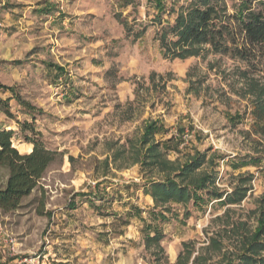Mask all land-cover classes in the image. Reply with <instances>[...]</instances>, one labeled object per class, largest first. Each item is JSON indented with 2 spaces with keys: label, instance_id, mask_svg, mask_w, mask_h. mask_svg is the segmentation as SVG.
Wrapping results in <instances>:
<instances>
[{
  "label": "rangeland",
  "instance_id": "rangeland-1",
  "mask_svg": "<svg viewBox=\"0 0 264 264\" xmlns=\"http://www.w3.org/2000/svg\"><path fill=\"white\" fill-rule=\"evenodd\" d=\"M191 1L164 0L157 18L152 0H0V83L33 106L0 89V129L15 131L22 153L33 149L28 139L59 152L17 209L0 208V264H180L186 243L193 252L182 264L198 253L218 264L256 229L264 135L252 101L264 71L246 75L243 62L208 45L186 58L165 56L161 35L175 39L171 26ZM241 2L219 0L229 13ZM152 120L162 124L157 141L179 142L165 147L168 159L206 152L200 170L213 173L219 191L248 190L240 203H169L175 214L159 222L161 241L147 245L154 200L143 187L165 175L138 161ZM251 156L261 159L243 165ZM8 176L1 167L0 188Z\"/></svg>",
  "mask_w": 264,
  "mask_h": 264
},
{
  "label": "trees",
  "instance_id": "trees-1",
  "mask_svg": "<svg viewBox=\"0 0 264 264\" xmlns=\"http://www.w3.org/2000/svg\"><path fill=\"white\" fill-rule=\"evenodd\" d=\"M152 1L158 11L156 17L160 18L159 14L165 10V2ZM171 31L176 36L175 39H169L166 32L161 35L165 56L186 58L199 53L203 46L208 45L217 53L235 57L243 62L246 75H256L264 71V0H242L234 13L227 12L219 0H192L186 12L177 14ZM54 66L63 71L60 65ZM0 89L11 90L19 103L29 109L33 108L30 103L22 100L13 86L0 83ZM258 90L252 101V113L256 131L264 135V85L259 86ZM0 101L2 105L7 104L3 100ZM23 127L29 128L27 123H23ZM161 129L162 124L158 120L149 121L144 126L137 151L138 161L145 165L157 166L165 172L163 178L150 179L143 187L144 192L154 200L150 211L152 221L146 223L143 228L147 245L161 241L163 231L159 222L168 218L166 212L175 214L169 203L186 205L192 201L198 208L212 199H220L224 203H240L248 190L247 187L238 186L231 193L219 191L215 187L213 173L200 170L209 159L206 152L197 150L182 163L168 159L165 147H178L179 142L176 145L171 144L174 137L157 141L155 136ZM14 133L13 129H0V168L6 167L9 170L8 180L5 186L0 188V208L6 212L20 206L22 199L33 191L59 154L39 139H28L27 141L33 143V149L22 153L13 143ZM260 159L259 156H251L250 161L242 164L258 163ZM99 196L102 200L105 198L104 194ZM223 197L225 198L222 199ZM71 205L74 208L73 201ZM132 210L138 214L142 213V209L137 207ZM185 215L189 216V211ZM124 224L127 225L128 221L125 220ZM239 243L241 249L227 257L224 263L218 264H264V204L260 209L256 229L243 236ZM211 244L213 247L220 246L217 239H212ZM185 249L186 254L178 258L180 264L184 260L188 262L191 258L193 251L188 243L185 244ZM208 259L198 253L192 264H208Z\"/></svg>",
  "mask_w": 264,
  "mask_h": 264
}]
</instances>
